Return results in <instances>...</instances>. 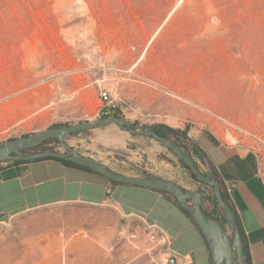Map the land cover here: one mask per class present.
<instances>
[{
  "label": "rangeland",
  "instance_id": "1",
  "mask_svg": "<svg viewBox=\"0 0 264 264\" xmlns=\"http://www.w3.org/2000/svg\"><path fill=\"white\" fill-rule=\"evenodd\" d=\"M103 88L118 98L117 116L137 129L213 123L196 107L225 118L260 140L250 142L264 172V0H0V146L103 118ZM108 131L118 140L104 145L98 136ZM66 143L114 172L153 174L210 195L160 143L116 125L68 136ZM102 222L129 248L89 254L71 239ZM164 260L144 225L101 209L49 207L0 224V264Z\"/></svg>",
  "mask_w": 264,
  "mask_h": 264
},
{
  "label": "crops",
  "instance_id": "2",
  "mask_svg": "<svg viewBox=\"0 0 264 264\" xmlns=\"http://www.w3.org/2000/svg\"><path fill=\"white\" fill-rule=\"evenodd\" d=\"M188 137L223 182L250 262L264 264V172L259 157L222 146L208 129L191 128ZM56 206L101 209L126 221L155 225L167 235L169 249L178 255L181 264H212L203 234L168 193L116 185L94 171L52 158L0 164V224L21 213ZM86 232L87 236L71 239L83 244L89 254L99 248L108 256L116 245L129 248L113 228L107 230L105 222L90 226Z\"/></svg>",
  "mask_w": 264,
  "mask_h": 264
},
{
  "label": "water",
  "instance_id": "3",
  "mask_svg": "<svg viewBox=\"0 0 264 264\" xmlns=\"http://www.w3.org/2000/svg\"><path fill=\"white\" fill-rule=\"evenodd\" d=\"M110 125H116L132 136L151 138L181 160L200 182L210 188L214 200L226 220L228 230L206 209L203 199L196 191L153 174L131 176L114 172L99 161L81 154L66 143L67 137L71 134L92 131ZM48 140H55L65 151L23 153L40 146ZM45 158L68 160L75 165L91 169L113 183L130 185L137 188L154 189L172 195L189 212L194 223L202 232L211 253L212 264H246L243 256L242 234L239 222L228 202L224 199L217 180L214 177H206L194 165L188 155L177 148L169 139L161 137L155 131L147 128L134 129L132 124L122 117L111 116L108 118H99L94 121L69 124L63 127L49 128L34 133L31 136H23L9 140L0 146V164L7 161L21 162Z\"/></svg>",
  "mask_w": 264,
  "mask_h": 264
},
{
  "label": "built area",
  "instance_id": "4",
  "mask_svg": "<svg viewBox=\"0 0 264 264\" xmlns=\"http://www.w3.org/2000/svg\"><path fill=\"white\" fill-rule=\"evenodd\" d=\"M100 100L102 103H105L106 106L104 115L111 116L116 114L119 102L117 97L114 99L112 98L111 89L103 88L100 92ZM196 108L203 114L212 118L213 123L190 119L187 123L189 129H208L222 146L235 148L246 153H253L259 157L258 151H256L254 145L250 142L252 140L260 141L258 138L221 116L215 115L200 107ZM144 231L152 248L161 247L163 249L165 255L164 264H181L178 255L169 249V238L163 231L155 225L149 226L146 224L144 225ZM129 237L135 239L136 234L132 233Z\"/></svg>",
  "mask_w": 264,
  "mask_h": 264
},
{
  "label": "trees",
  "instance_id": "5",
  "mask_svg": "<svg viewBox=\"0 0 264 264\" xmlns=\"http://www.w3.org/2000/svg\"><path fill=\"white\" fill-rule=\"evenodd\" d=\"M117 115L118 114H113L111 116H117ZM111 116L104 115L103 118H108V117H111ZM132 126H133L134 129H137L136 128V124H132ZM53 127H63V126L56 125V126H53ZM149 129L155 131L161 137L169 139L177 148L182 150L186 155H188L191 158V160L193 161L194 165L198 169H200L202 171V173L206 177H214L217 180L218 184H219V187L221 189V192H222V195H223L224 199L229 204V199H228V197H227V195H226V193L224 191V188H223V182L220 179L217 171L214 168H212L211 165H209V163L205 159L204 155L197 148L196 143L188 137V131H189V127L188 126L185 129L180 130V129H175V128L169 127V126H167L165 124H159V125L152 126ZM80 133H85V132H80ZM80 133H75V134H80ZM71 135H74V134H71ZM51 142H53V143L58 145V143L55 140H48V141L42 143L40 146L33 148V150H38L39 148H42V147L46 146L48 143H51ZM195 158H197L201 162V164L206 168V171H203L200 168L199 164L195 161ZM52 159L59 160V161H62L64 163H67V164H70V165L78 166V165H75V164H73L72 162H70L68 160H63V159H59V158H52ZM178 161H179L180 165L189 173V175L191 176V178L195 182H199V183L205 185L209 189V192H210L209 197H206V196L201 197L203 199V202L207 203V205L205 207L217 220L220 221L222 226L225 229H227L228 226H227L226 220L223 217L222 212L219 209L217 203L215 202L214 196H213L212 191L210 190V188L206 184L200 182L196 178V176L185 166V164L181 160H178ZM13 162L14 163H23V162H26V161H21V162L13 161ZM78 167H81V166H78ZM81 168L87 169L89 171H92L89 168H85V167H81ZM113 184L121 185V184H118V183H113ZM231 209H232V207H231ZM184 211L190 216V214H189V212L187 210H184ZM241 234H242V232H241ZM242 247H243V256L245 258L246 264H251L250 257H249V251H248L247 245H246V243L244 241L243 234H242Z\"/></svg>",
  "mask_w": 264,
  "mask_h": 264
},
{
  "label": "bare ground",
  "instance_id": "6",
  "mask_svg": "<svg viewBox=\"0 0 264 264\" xmlns=\"http://www.w3.org/2000/svg\"><path fill=\"white\" fill-rule=\"evenodd\" d=\"M116 140H118V135L111 131L101 133L98 136V141L104 145H109L111 141H116Z\"/></svg>",
  "mask_w": 264,
  "mask_h": 264
},
{
  "label": "flooded vegetation",
  "instance_id": "7",
  "mask_svg": "<svg viewBox=\"0 0 264 264\" xmlns=\"http://www.w3.org/2000/svg\"><path fill=\"white\" fill-rule=\"evenodd\" d=\"M54 149L52 147H47V146H44L42 148H39L38 150H28V151H25L23 153H30V152H43V151H53Z\"/></svg>",
  "mask_w": 264,
  "mask_h": 264
}]
</instances>
